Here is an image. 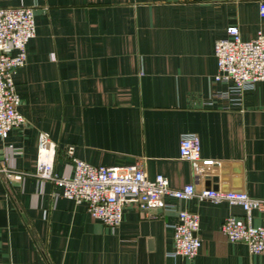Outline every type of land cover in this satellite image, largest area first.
I'll return each instance as SVG.
<instances>
[{
  "label": "crops",
  "instance_id": "crops-1",
  "mask_svg": "<svg viewBox=\"0 0 264 264\" xmlns=\"http://www.w3.org/2000/svg\"><path fill=\"white\" fill-rule=\"evenodd\" d=\"M259 1L0 0L33 8L35 22L25 62L11 74L24 124L0 137V264H189L166 256L171 211L127 205L110 230L83 202L53 198L57 188L31 176L39 131L55 144L57 175L70 174L71 157L93 166L139 162L150 179L161 174L171 188L199 190L204 179L178 157L179 137L193 133L201 158L223 161L216 188L264 199V83L237 102L212 81L213 44L228 26L242 40L264 35ZM179 205L198 215L193 264H264V254L220 231L228 215L244 221L239 205L195 198ZM249 215L264 227V210Z\"/></svg>",
  "mask_w": 264,
  "mask_h": 264
},
{
  "label": "built area",
  "instance_id": "built-area-1",
  "mask_svg": "<svg viewBox=\"0 0 264 264\" xmlns=\"http://www.w3.org/2000/svg\"><path fill=\"white\" fill-rule=\"evenodd\" d=\"M258 15L264 18V1L257 5ZM35 22L33 8L0 7V137L11 128L24 124V117L17 110L19 103L12 80V69L25 62V44L34 36ZM226 37L218 38L213 44L216 72L212 81L227 85L218 93L240 101L242 92L257 81L264 83V35L242 40L237 26H228ZM212 95H217L213 93ZM70 156L71 148H67ZM55 144L47 133L39 131L36 137V155L31 173L37 180L48 181L57 188L53 198H65L75 204L83 202L86 212L110 230L120 222L122 209L131 205L140 212L151 208L171 211L176 221L171 224L172 246L166 252L168 257L182 256L193 264L200 247L198 215L179 205L180 201L195 198L197 201L225 202L239 205L244 211V221L228 215L220 224V231L228 242H239L251 254H264V227L249 223L251 209L264 210V199L253 198L244 191L201 188L196 190L191 183L180 188H171L161 174L148 178L139 162L126 166H93L71 157L69 175H57L53 170ZM178 157L191 164L194 178L217 176L222 160L201 158L199 140L193 133L181 134L178 140ZM8 178H14V171L4 168ZM20 173V172H18ZM173 201H165L164 198Z\"/></svg>",
  "mask_w": 264,
  "mask_h": 264
},
{
  "label": "water",
  "instance_id": "water-1",
  "mask_svg": "<svg viewBox=\"0 0 264 264\" xmlns=\"http://www.w3.org/2000/svg\"><path fill=\"white\" fill-rule=\"evenodd\" d=\"M217 176H207L204 178V188L216 189Z\"/></svg>",
  "mask_w": 264,
  "mask_h": 264
}]
</instances>
